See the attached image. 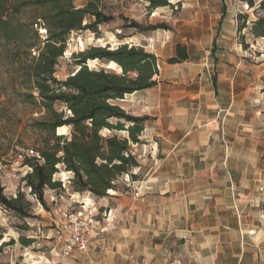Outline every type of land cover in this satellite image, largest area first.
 I'll return each instance as SVG.
<instances>
[{"label":"rangeland","instance_id":"obj_1","mask_svg":"<svg viewBox=\"0 0 264 264\" xmlns=\"http://www.w3.org/2000/svg\"><path fill=\"white\" fill-rule=\"evenodd\" d=\"M85 1L73 0L72 4L81 7ZM259 1L250 0V5L249 0H167L166 5L150 7L147 0H104L101 10L106 21L93 29L74 30L68 35L65 51L55 66L57 79L64 80L76 71L73 56L89 46L114 48L122 43L141 46L157 58L160 69L156 78L163 83L161 91L178 97L180 104L188 107L187 121H178L181 137L186 132H194L193 143L189 144L183 138L174 149H165L162 154L156 151L155 142L163 137L142 132L139 143H130L131 152L140 164L131 172L138 179L122 174L115 181V189L107 190L101 197L89 191H75L71 182L73 173L61 163L52 174L59 186L45 187L42 200L32 193L26 177L31 166L18 154L24 149H32L36 155L30 156L37 157L33 162L42 163L38 150L45 147L44 139L48 136L36 127L35 120L44 116L45 111L41 106L22 101L18 95V62L27 57L25 49L0 41V195L9 199L20 193L18 204L22 208V213L17 214L0 202V264H130L128 256H106L108 250L117 247L111 240L116 231L111 229V224H115L110 211L114 197H125L134 205L144 202L154 205L159 200L158 190H169L167 195L176 190L191 191L194 192L193 199L204 205L207 197L202 196L210 195L212 188L224 187L223 182L213 178L224 169L219 163L225 157L226 145L236 141V136H239V142H236L238 150L234 152L259 158L256 166L264 175V37L254 36L250 29L257 15L264 13V9L259 8ZM10 11L15 22L27 23L41 16L43 8L21 6L18 11L13 7ZM89 20L85 19L83 24ZM149 26L159 27L146 29ZM24 30L29 38H33L27 28ZM213 41L215 47L211 53ZM178 44L185 46L188 58L169 63L168 58L175 56ZM37 46L41 43L37 42ZM31 56L34 54L30 50L28 58ZM86 64L87 68H104L99 61H87ZM115 69L114 72L119 71L118 67ZM213 74L217 77L216 96L211 91ZM240 89H244L246 96L244 122L236 113L229 120L225 118L231 92ZM111 102L134 114L122 107L120 99ZM211 103H217V106H207ZM54 107L68 114L62 103L57 102ZM231 107L237 109L236 105ZM213 110L216 122L209 145L201 144L200 131L204 125L199 122L204 123ZM153 119L150 116L146 124ZM161 127L164 129L165 124ZM70 130V126H63L57 129V134L69 137ZM100 133L103 136L114 133L120 138L126 136L125 131L118 130L102 129ZM255 142H258L257 147L251 150ZM51 143L52 140L49 145ZM160 156L174 161L155 160ZM213 161L218 162L215 167L211 166ZM146 178L149 187L141 183ZM114 192L113 196L109 194ZM143 197L144 201L141 200ZM130 204L124 203L122 209ZM78 211L92 213L103 228V235L94 239L83 252L57 256L59 225L69 213ZM131 219L122 213L118 226L124 227ZM180 243L182 240L170 239V247ZM136 264L142 262L138 260Z\"/></svg>","mask_w":264,"mask_h":264},{"label":"trees","instance_id":"obj_2","mask_svg":"<svg viewBox=\"0 0 264 264\" xmlns=\"http://www.w3.org/2000/svg\"><path fill=\"white\" fill-rule=\"evenodd\" d=\"M72 1L0 0V41L23 47L27 56L18 62V95L22 101L41 106L45 111L44 116L35 120L36 127L48 136L44 139L45 147L38 150L42 163H34L37 159L34 156L24 158V163L31 166L26 176L28 184L40 200L45 187L59 186V182L52 179L59 163L73 173L71 182L75 191H89L99 197L105 196L107 190H114L115 181L122 174L137 180L131 169L140 164L131 152L130 143L140 142L139 136L150 117L131 114L111 101L157 84L155 54L127 43L114 48L89 46L81 50L73 56L76 71L64 80L57 79L55 66L65 51L68 35L74 30L93 29L106 21L101 10L104 0H86L81 7L73 5ZM147 1L150 7L167 4V0ZM258 5L264 9V0ZM21 6L41 7L43 12L30 22H15L10 9L18 11ZM85 19L90 20L83 24ZM25 28L33 38L26 35ZM40 28L45 29V37H41ZM250 29L254 36L264 37V13L257 15ZM37 42L41 43L40 47ZM30 50L34 56L28 58ZM175 51V56L168 58L169 63L188 58L185 46L178 44ZM87 61H99L103 65L113 61L119 71L87 68ZM57 102L65 106L68 114L54 107ZM63 126L71 127L69 137L57 134V129ZM102 129L125 131L126 136L120 138L114 133L103 136ZM19 197L20 193L9 199L0 195V202L21 214Z\"/></svg>","mask_w":264,"mask_h":264},{"label":"crops","instance_id":"obj_3","mask_svg":"<svg viewBox=\"0 0 264 264\" xmlns=\"http://www.w3.org/2000/svg\"><path fill=\"white\" fill-rule=\"evenodd\" d=\"M221 14L223 16L224 12ZM214 47L215 41L212 42L211 53ZM162 84L157 80L153 87L134 91L120 99L122 107L135 115L145 114L154 118L145 125L143 132L163 137V140L155 142V149L160 154L165 149H174L183 138L189 144L193 143L191 140L195 141L194 132H186L181 137L182 133L177 130L178 121H187L188 107L181 105L178 97L161 91ZM211 91L214 96L218 94L215 74L211 77ZM245 97L244 89L231 92L225 118L229 120L236 113L244 122ZM232 105L237 109L234 110ZM207 106L216 107L217 103ZM215 116L213 110L204 123L199 122L204 125L200 131L201 144L209 145ZM162 124H165L164 129ZM236 142H239V136L226 145L225 157L219 163L224 169L213 178L223 182L224 187L212 188L210 195L202 196L207 197L204 205L193 199L194 192L191 191L176 190L167 195L169 190H158L159 200L154 205L148 202L134 205L125 197H114L110 211L115 224H111V229L116 231L111 240L117 247L108 250L106 256H128L130 264H136L138 260L142 264H264V175L256 166L259 158L234 152L238 150ZM257 144L255 142L250 149L255 150ZM155 160L174 161L161 156ZM217 163L213 161L211 166L215 167ZM148 181L146 178L141 183L149 187ZM109 194L113 196L115 192ZM145 197L141 200L144 201ZM124 203L130 205L122 209ZM122 213L132 217L124 227L117 223ZM171 238L182 240V243L170 247Z\"/></svg>","mask_w":264,"mask_h":264},{"label":"built area","instance_id":"obj_4","mask_svg":"<svg viewBox=\"0 0 264 264\" xmlns=\"http://www.w3.org/2000/svg\"><path fill=\"white\" fill-rule=\"evenodd\" d=\"M39 32L41 37H45V29L40 28ZM30 155L36 154L32 149H24L18 157L22 159ZM58 229L57 239L60 246L56 255L61 257L68 256L74 251H85L91 242L96 238H101L104 232L92 213L82 214L80 211L69 213L61 221Z\"/></svg>","mask_w":264,"mask_h":264},{"label":"bare ground","instance_id":"obj_5","mask_svg":"<svg viewBox=\"0 0 264 264\" xmlns=\"http://www.w3.org/2000/svg\"><path fill=\"white\" fill-rule=\"evenodd\" d=\"M115 67H118L117 64L113 61L104 64V68L110 69V70H116ZM119 68V67H118ZM111 191V190H110Z\"/></svg>","mask_w":264,"mask_h":264}]
</instances>
